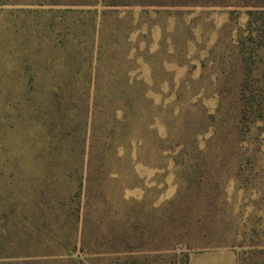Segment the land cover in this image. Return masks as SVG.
Returning <instances> with one entry per match:
<instances>
[{"label": "rangeland", "instance_id": "374dc122", "mask_svg": "<svg viewBox=\"0 0 264 264\" xmlns=\"http://www.w3.org/2000/svg\"><path fill=\"white\" fill-rule=\"evenodd\" d=\"M256 1L0 0V264H264Z\"/></svg>", "mask_w": 264, "mask_h": 264}, {"label": "trees", "instance_id": "16d2710c", "mask_svg": "<svg viewBox=\"0 0 264 264\" xmlns=\"http://www.w3.org/2000/svg\"><path fill=\"white\" fill-rule=\"evenodd\" d=\"M257 7L256 10L248 12L250 18H249V26H248V32L249 35H255L256 41H252L254 43V46L252 45L249 48H246V45L242 43V48L245 47V49L248 51L250 58H254V55L259 54V51L264 49V0H257L255 5ZM252 38L250 36L247 41L245 40V44ZM241 42V41H240ZM243 42V41H242ZM254 62V61H252ZM252 72V71H251ZM261 78L264 79V73L260 75ZM259 78V76H258ZM252 79H246L247 82H245L241 88H240V96L245 101L246 108L244 110V116L245 118L248 116H257L259 118L264 117V85L257 84L250 82ZM260 81V80H256ZM254 254H263V251L257 252ZM148 262L145 264L151 263L153 261V257H151L149 254L145 257ZM185 264H190V260L188 259Z\"/></svg>", "mask_w": 264, "mask_h": 264}, {"label": "crops", "instance_id": "0c3cea01", "mask_svg": "<svg viewBox=\"0 0 264 264\" xmlns=\"http://www.w3.org/2000/svg\"><path fill=\"white\" fill-rule=\"evenodd\" d=\"M190 264H237V256L230 251H211L192 256Z\"/></svg>", "mask_w": 264, "mask_h": 264}]
</instances>
